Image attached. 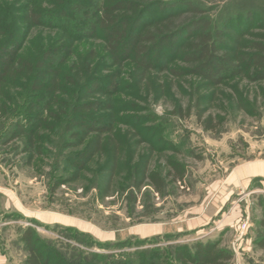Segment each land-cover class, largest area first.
<instances>
[{"label":"rangeland","instance_id":"1","mask_svg":"<svg viewBox=\"0 0 264 264\" xmlns=\"http://www.w3.org/2000/svg\"><path fill=\"white\" fill-rule=\"evenodd\" d=\"M66 1L75 24L82 13L74 5H92L91 0ZM181 1L193 3L197 11L183 3L164 12L154 6L144 14L147 23L177 13L174 28L182 30L177 51H164L143 82H138L132 63L119 65L106 57L101 33L72 39L77 54L96 51L94 75L101 84L91 98L110 104L98 113L107 115L116 129L131 134L140 130L146 138L134 161L152 153L149 169L165 176L160 193L148 183L133 189L129 172L121 170L111 193L103 197L97 176L102 158L73 167L82 145H72L74 139L65 130L73 112L72 84L62 83L57 95L45 100L27 80L3 89L0 254L6 264H26L23 233L28 227L41 251L51 250V261L60 264H185L175 258L176 251L206 240L232 252L227 264H264V246L258 244L264 237V176L238 179L235 173L243 165L264 163V79H256L257 69L245 65L218 85L190 72H175L193 65L181 52L196 37L186 28L194 19L205 18L216 28L228 23L233 34L246 40L243 49L256 52L248 46L263 40L264 0ZM57 2L0 0V37L7 27L19 30L20 54L36 56L61 30L30 26L23 17L28 11L56 9ZM70 60L66 56L64 71ZM174 163L182 165V178L174 176Z\"/></svg>","mask_w":264,"mask_h":264},{"label":"trees","instance_id":"2","mask_svg":"<svg viewBox=\"0 0 264 264\" xmlns=\"http://www.w3.org/2000/svg\"><path fill=\"white\" fill-rule=\"evenodd\" d=\"M57 1L56 9L28 11L23 17L30 26H50L61 30L60 35L36 56L20 54L23 39L19 30L7 27L6 33H2L0 94L6 86L23 79L28 81L31 90L38 92L36 95L40 100L42 97L45 100L56 94L62 83L72 84L76 87L73 112L68 116L65 130L74 139L72 145H82L81 150L74 154L73 167L81 169L94 157H101L97 176L100 196L103 197L111 193L121 170L129 172L133 189L140 190L148 183L155 192H162L165 176L149 169L152 153L134 161L138 148L146 142L143 133L140 130L132 134L130 131L122 132L116 129L107 115L98 113L102 108L109 109L110 104L91 98L98 94L101 84L94 75L96 51L89 48L77 54L72 39L78 38L77 35L79 38H92L101 33L106 57L119 65L132 63L138 82H143L164 51L169 47L172 50L178 48L175 45L182 30L174 28L173 20L177 13L145 23V12L154 6H159L162 12L169 11L179 8L183 3L191 12H196L197 8L193 3L181 0L175 3L154 0L150 4H144L143 0H106L104 3L91 0V7L74 5L82 13L75 24L67 1ZM162 23L164 27L160 26ZM186 28L189 34L196 37L184 44L181 56L193 65L189 71L177 69L175 72H190L202 77L208 84L218 85L225 76L238 74L245 65L247 69L252 66L257 69L256 79H264V24L261 25L263 33H259L263 40L248 46L249 50L250 46L257 50L252 53L243 49L246 40L233 34V28L228 23L216 28L205 18H200L192 20ZM62 56L63 59H60ZM66 56H70L71 60L64 71L61 65L66 62ZM110 77V85L114 88L115 75ZM173 168L174 176L182 178V165L174 163ZM260 225L264 227V218L260 220ZM23 239L28 252L26 264H60L57 260L51 261V250L41 251L38 239L32 237L31 228L25 229ZM258 244L264 246V237L258 240ZM175 258L185 264H227L233 254L221 247L218 241L206 240L196 243L192 248H179Z\"/></svg>","mask_w":264,"mask_h":264},{"label":"crops","instance_id":"3","mask_svg":"<svg viewBox=\"0 0 264 264\" xmlns=\"http://www.w3.org/2000/svg\"><path fill=\"white\" fill-rule=\"evenodd\" d=\"M236 173V177L239 179H252L253 177L264 176V163L253 162L241 166ZM0 264H6V259L0 254Z\"/></svg>","mask_w":264,"mask_h":264}]
</instances>
